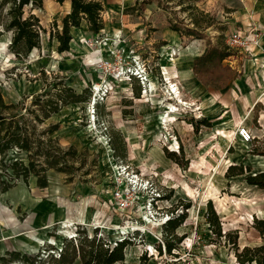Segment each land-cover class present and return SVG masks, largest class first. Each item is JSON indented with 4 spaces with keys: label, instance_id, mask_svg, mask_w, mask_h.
<instances>
[{
    "label": "rangeland",
    "instance_id": "rangeland-1",
    "mask_svg": "<svg viewBox=\"0 0 264 264\" xmlns=\"http://www.w3.org/2000/svg\"><path fill=\"white\" fill-rule=\"evenodd\" d=\"M3 8L1 96L6 105L16 106L10 113L26 121L37 138L50 141L46 146L58 154L57 167L65 173L47 170V187L39 189L33 175L26 182L21 177L8 179L12 170L3 169L0 162V264H25L7 253L20 258L40 255L48 261L47 255L60 252L63 241L71 237L91 238L96 232L103 241L114 238L108 207L119 165L142 177H158L154 181L158 179V190L167 200L166 211L174 217L185 214L173 235L163 236L164 244L165 239L174 244L171 255L161 246L153 248L148 234L143 245L150 252L141 256L145 261L140 250L132 248L119 264H238L232 245L208 227V202L221 235L237 234L239 249L264 245L253 228V219H264V191L247 185V174L225 176L235 165L250 167L252 175L264 171V158L249 154L252 149L264 151V107L258 104L251 111L254 85L247 78L246 86L240 84L244 70L252 67L249 57L230 51L222 66L209 67L200 79L194 76L202 92L189 86L183 72L206 49L226 47V36L234 31L245 35L257 29L262 44L264 0H107L104 29L93 34L82 22L79 29L70 30L69 51L61 54L54 36L70 12L69 3L35 0L23 7V16L38 19L39 48L21 57L10 48L12 33L2 26L8 7ZM174 37L178 40L173 45ZM193 46L199 57L190 56ZM187 56L196 58L187 65ZM139 61L147 68L142 83L133 71L124 76ZM258 74L264 79L262 64ZM171 86L178 96H170ZM73 97L79 102L71 103ZM45 101L58 107L47 119L35 105ZM171 108L173 121L160 129L163 114ZM54 126L51 134L40 135ZM242 126L254 138L248 145L236 136ZM164 150L186 163L185 170L166 158ZM16 160L29 163L28 155L17 150L3 163L9 166ZM3 183L10 185L4 193Z\"/></svg>",
    "mask_w": 264,
    "mask_h": 264
},
{
    "label": "trees",
    "instance_id": "trees-1",
    "mask_svg": "<svg viewBox=\"0 0 264 264\" xmlns=\"http://www.w3.org/2000/svg\"><path fill=\"white\" fill-rule=\"evenodd\" d=\"M34 1L35 0H2L0 4L1 9L6 6L8 7V19L2 26L5 31L12 33L10 48L17 57L26 56L33 49L39 48V32L41 29L39 21L33 15L28 17L23 16V7L28 5L29 2ZM55 1L59 5L68 2L70 6V12L61 21V30L57 31L54 36L58 43L57 53L61 54L69 51L72 40L70 30L73 28L79 29L82 22L86 24L88 31L93 34H99L100 31L104 29L102 14L106 9L107 0ZM172 30L177 32L176 29ZM230 56L231 53L227 47H210L206 49L199 58L193 61L192 72L194 76L200 79L199 75L203 72H207L209 67L222 66V62ZM79 100V97H73L71 103L79 102ZM35 105L40 106V111L43 113L44 119L58 112L57 103L55 104L51 101H45L41 104L36 103ZM15 108L16 106L13 104L6 105L0 93V162L2 168L12 170V175L7 176L8 179H12V177L18 179L21 177L26 182L28 177L33 175L37 179V187L39 189H45L47 187L45 175L47 170L56 169L58 172H65L57 167L59 164L58 154L53 151L54 149L47 148L46 146L50 141H47L45 144L43 140L36 137L35 131L27 125L26 121H21L16 114L10 113ZM35 119L39 120L38 117H35ZM200 124L208 126L205 121H202ZM55 130L56 127L54 126L51 131L41 133L40 135L43 136L47 133L51 134ZM13 150H17L19 153H26L29 158V163L24 165L23 161L16 160L11 165L6 166L3 162L7 154ZM164 154L166 158L185 170L187 164L183 163L174 152L164 150ZM249 154L264 158V151L259 152L252 149ZM40 158L43 159L42 162H39ZM246 174L245 182L247 185L264 191V171L252 175L250 167L235 165L227 169L225 176L230 178L245 176ZM9 188V184L3 183L1 192L4 193ZM185 208H189V205H185ZM205 218L211 233L218 239L225 238L227 244L232 245L235 259L238 264H264V245L254 247L245 246L239 249L237 245V234L234 238H231L232 235L230 234L221 235L218 219L210 202L207 203ZM184 219V213L169 219L162 228V235L164 234L163 236H167L170 234V236H172L174 231L182 225ZM253 228L261 238H264V219H253ZM78 234L81 235V233ZM82 235H84V233H82ZM76 238L79 242L77 241V243L74 244L73 242L76 241ZM127 245L128 241L125 240L117 243L113 248H110L106 242L97 238L95 232L94 236L91 238L87 237V235H84L83 238H78V236L67 238V240L63 241L60 252L53 250L51 254L47 255L46 259L49 258L48 261H44L42 259L43 256L40 255L35 257L23 255L21 258L18 253H7V255L25 264H75L77 261L81 264H119L124 260V250ZM164 246L165 252L171 255V252L175 248L174 244L165 239ZM141 260L145 261V258L141 257Z\"/></svg>",
    "mask_w": 264,
    "mask_h": 264
},
{
    "label": "built area",
    "instance_id": "built-area-1",
    "mask_svg": "<svg viewBox=\"0 0 264 264\" xmlns=\"http://www.w3.org/2000/svg\"><path fill=\"white\" fill-rule=\"evenodd\" d=\"M258 32L257 29H251L244 35L242 31H234L226 36L225 46L229 51L247 55L250 62H256L258 58H264ZM118 42L123 43L120 38ZM135 65L136 68L131 67L124 73V76L128 78L129 74L134 72L142 83L144 78L141 74L147 72V68L140 61ZM101 68H104L103 64ZM95 92L99 94V90ZM236 136L241 143L246 145L254 139L244 126L237 129ZM154 178L139 176L130 172L128 167H121V165L116 166L115 175L112 176L108 211L114 219L111 226L116 236L104 242L113 248L119 242L128 241L124 250V259L129 257L127 249L134 248L137 252L140 250V257L150 252L148 246L143 245L144 238L148 234L152 237L153 248L158 249L160 246L165 248L162 228L169 219L174 217V213L166 211L164 204L167 200L158 190V179L155 182ZM97 238L103 239V235Z\"/></svg>",
    "mask_w": 264,
    "mask_h": 264
},
{
    "label": "crops",
    "instance_id": "crops-1",
    "mask_svg": "<svg viewBox=\"0 0 264 264\" xmlns=\"http://www.w3.org/2000/svg\"><path fill=\"white\" fill-rule=\"evenodd\" d=\"M250 31V30H249ZM178 40V38L174 37L173 39H171V43L174 45L176 44V41ZM192 49H190L189 47V52H190V56H192V54H196V47H191ZM262 50L264 51V40L262 39ZM189 55V54H188ZM197 57H199V53L196 54ZM188 62L187 65L190 64V61L194 58H192L191 60L189 59L190 57H188ZM248 63L252 64V67H248V70H244V75L242 76V80L240 81L241 86H246L245 85V79L247 78V82L251 81V83H253L254 86L256 87H252V92L251 95H253L252 100H251V111H253L254 107L257 106L258 104H262V106L264 107L262 101L264 100V79L260 78V73L261 72V64H262V69H264V58H258L256 60V62L253 61H249L246 60ZM189 63V64H188ZM189 67V66H188ZM187 67V68H188ZM245 68V64L244 66H242ZM184 72V77H186L187 82L189 83V86L192 87V89H194V91H198V92H202L201 89V85L200 83L195 79L193 72H192V68H188L186 70H183ZM250 76V77H249ZM262 113L264 114V110L262 111ZM258 172H262V171H258ZM257 172V173H258Z\"/></svg>",
    "mask_w": 264,
    "mask_h": 264
},
{
    "label": "bare ground",
    "instance_id": "bare-ground-1",
    "mask_svg": "<svg viewBox=\"0 0 264 264\" xmlns=\"http://www.w3.org/2000/svg\"><path fill=\"white\" fill-rule=\"evenodd\" d=\"M84 24V23H83ZM175 53H171V56H175ZM177 56V55H176ZM168 79V78H167ZM146 80V79H145ZM169 84H171L169 82ZM98 88V87H97ZM172 91L170 92V96H178V92L177 89L174 88V86H171ZM147 94V92L145 93V95ZM172 99V98H171ZM175 112L174 108H171L170 110H168L165 114H163L162 116V120H160V129L166 130V128L168 127L169 122L173 121V113ZM241 143V142H240ZM243 144V143H242ZM63 224H67L71 226V223L68 221H63Z\"/></svg>",
    "mask_w": 264,
    "mask_h": 264
},
{
    "label": "water",
    "instance_id": "water-1",
    "mask_svg": "<svg viewBox=\"0 0 264 264\" xmlns=\"http://www.w3.org/2000/svg\"><path fill=\"white\" fill-rule=\"evenodd\" d=\"M11 152H13V151H11Z\"/></svg>",
    "mask_w": 264,
    "mask_h": 264
}]
</instances>
